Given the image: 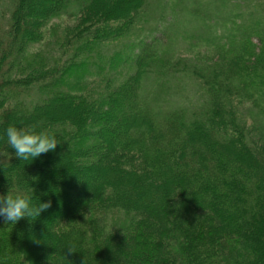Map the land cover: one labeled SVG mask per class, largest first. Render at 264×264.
Segmentation results:
<instances>
[{
  "label": "trees",
  "instance_id": "16d2710c",
  "mask_svg": "<svg viewBox=\"0 0 264 264\" xmlns=\"http://www.w3.org/2000/svg\"><path fill=\"white\" fill-rule=\"evenodd\" d=\"M2 1L0 194L51 207L0 264H264V0ZM9 124L59 144L22 161Z\"/></svg>",
  "mask_w": 264,
  "mask_h": 264
},
{
  "label": "clouds",
  "instance_id": "9594fccd",
  "mask_svg": "<svg viewBox=\"0 0 264 264\" xmlns=\"http://www.w3.org/2000/svg\"><path fill=\"white\" fill-rule=\"evenodd\" d=\"M3 136L16 157L22 161H32L42 154L54 152L59 144L56 136L47 131L26 130L12 124L4 129ZM50 207L51 201L33 203L30 196L13 195L9 190L6 194H0V221L15 224L22 218L39 217L41 212Z\"/></svg>",
  "mask_w": 264,
  "mask_h": 264
},
{
  "label": "rangeland",
  "instance_id": "374dc122",
  "mask_svg": "<svg viewBox=\"0 0 264 264\" xmlns=\"http://www.w3.org/2000/svg\"><path fill=\"white\" fill-rule=\"evenodd\" d=\"M8 1V0H7ZM3 1L0 0V6H1V3ZM174 3V2H172ZM153 4L154 6H156V10L159 11L162 7V0H153ZM198 5L196 4L195 6H190V5H187L188 9H192V8H195L197 7ZM202 8H204V10L207 12V15L208 16H211L210 13L207 8L201 6ZM1 9V7H0ZM176 10V6H175V9H173V11ZM34 14V13H33ZM170 16L172 17V12H171V9L168 8L167 11H166V20L170 19ZM174 16L177 17L179 16V18H175L176 21L177 20H180L181 24L183 25H187L188 26V30L190 33H193V34H199V30L191 27V26H195L196 24H194L193 22H191L189 19H187L184 15V13L181 14V17H180V10H176V12L174 11ZM203 20L205 21V19L203 18ZM215 20V19H214ZM175 21V22H176ZM203 21V23H204ZM78 21H77V18L75 17H63V18H60V19H57V20H54L52 22H50L47 26H45V28L42 29V32L44 33V35H46V39H50L51 41L52 40H55V39H58L59 36H61L64 28H68L69 26H71L72 24H76ZM3 23V22H1ZM0 23V26H2V24ZM179 24V23H178ZM200 24H202V22H200ZM199 25V24H197ZM222 29L220 28V31ZM208 33V31H205L203 33H200V34H206ZM87 183H84L82 184V186H86Z\"/></svg>",
  "mask_w": 264,
  "mask_h": 264
}]
</instances>
